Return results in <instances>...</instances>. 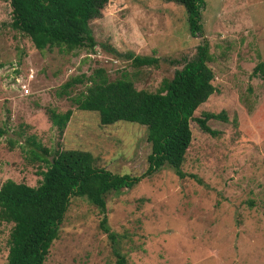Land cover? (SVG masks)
Instances as JSON below:
<instances>
[{
    "label": "rangeland",
    "instance_id": "rangeland-1",
    "mask_svg": "<svg viewBox=\"0 0 264 264\" xmlns=\"http://www.w3.org/2000/svg\"><path fill=\"white\" fill-rule=\"evenodd\" d=\"M203 2L215 90L193 116L224 111L227 120H207L215 136L189 120L183 178L162 166L105 195L106 224L125 264H264V78L253 72L264 60V0ZM10 19V0H0V184L8 178L37 184L43 158L50 157L37 149L41 159L33 158L34 146L24 142L29 136L50 152L87 150L95 167L113 173H142L150 152L146 126L102 125L97 112L79 110L57 92L67 79L98 67L109 80L127 77L136 89L155 91L202 42L189 34L184 8L164 0H108L89 22L95 45L71 51L35 48L8 26ZM129 52L157 57V64L132 67ZM88 84H74L70 95ZM49 108L72 111L61 134L47 118ZM101 217L85 198L71 197L43 264H116ZM11 224L0 222V264Z\"/></svg>",
    "mask_w": 264,
    "mask_h": 264
},
{
    "label": "trees",
    "instance_id": "trees-1",
    "mask_svg": "<svg viewBox=\"0 0 264 264\" xmlns=\"http://www.w3.org/2000/svg\"><path fill=\"white\" fill-rule=\"evenodd\" d=\"M107 1L10 0L8 26L29 37L39 50L53 46L67 51L92 48L95 41L89 22L99 16ZM164 1L181 5L186 13L189 34L202 36L194 56L174 70L170 79H163L155 91H146L136 89L127 77L109 80L98 67L88 75L67 79L57 92L59 96L68 97L77 109L97 112L102 125L124 120L146 126V140L150 145L146 169L138 175L113 173L95 167L94 157L87 150L61 148L50 152L33 136L26 137L24 142L34 146L27 149L33 158L41 159L37 149L50 158H43L46 167L37 171L40 178L36 185L9 178L0 184V222L12 223L4 264H43L51 242L57 238L58 227L71 197H83L99 209L102 213L99 227L112 244L116 264H125L124 256L115 245L116 233L106 224L105 195L132 187L162 166L170 167L179 178H183L185 173L181 170V163L191 141L189 120H194L202 132L212 136L217 132L208 126L207 120H227L224 111L193 116L196 107L215 90L212 84L214 75L207 65L211 56L201 24L203 0ZM126 57L135 68L156 65L158 61L157 57L131 52ZM263 66L264 60L253 69L261 78H264ZM84 79L89 82L85 89L70 95L72 86ZM71 113L69 108L63 112L46 109L47 118L59 134L66 127ZM2 134L5 130L0 128Z\"/></svg>",
    "mask_w": 264,
    "mask_h": 264
}]
</instances>
